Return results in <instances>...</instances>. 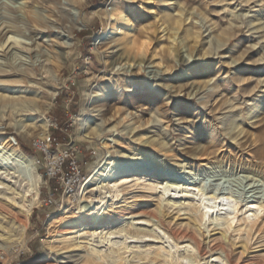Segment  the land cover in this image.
Returning <instances> with one entry per match:
<instances>
[{"label": "rangeland", "instance_id": "obj_1", "mask_svg": "<svg viewBox=\"0 0 264 264\" xmlns=\"http://www.w3.org/2000/svg\"><path fill=\"white\" fill-rule=\"evenodd\" d=\"M114 12L119 14L112 19ZM257 13L259 21L250 23ZM7 23L15 30L6 36L21 42H7L0 50V134L17 140L41 177V156L31 142L49 134L75 146L86 173L100 146L112 156L140 149L141 175L169 169L241 199L229 227H199L193 208L160 204L141 184H124L114 203L104 198L83 213L77 210L102 214L97 231L123 221L147 234L140 249L152 250L139 258L126 254L121 264H170L156 254L162 244L153 228L181 250L191 247L186 254L193 264H264V109L260 116L241 118L252 98L264 93V0H0V44ZM259 23L262 29L254 30ZM144 83L147 89L141 90ZM101 91L90 102L89 94ZM24 100L33 101L34 109L8 104ZM88 105L95 110L86 116L93 143L78 138V118ZM232 115L239 126L230 131ZM40 118L47 122L46 133ZM20 122L27 124L22 132ZM130 126L138 128L128 132ZM130 165L125 161L121 167ZM47 186L42 177L23 234L16 214L0 206V264H90L79 239L71 248L49 244L66 230L48 232L47 221L67 204L45 207ZM245 201H259L262 211L243 221Z\"/></svg>", "mask_w": 264, "mask_h": 264}, {"label": "bare ground", "instance_id": "obj_2", "mask_svg": "<svg viewBox=\"0 0 264 264\" xmlns=\"http://www.w3.org/2000/svg\"><path fill=\"white\" fill-rule=\"evenodd\" d=\"M117 14L119 13L114 12L108 16H111L113 19ZM259 15V13L255 14L250 19V23H254L255 21L258 22L261 18H259ZM108 21L109 18L107 19V24H110ZM178 22L179 20L176 21V23ZM261 26L262 25L259 23L253 26V29H262ZM14 30L13 25L7 23L4 25L2 32L4 36H6L9 32L11 33ZM7 42L11 44V42L20 43L21 41L12 38V36H6L5 42L0 44L1 51L4 50V45ZM140 89H147V83L142 84ZM103 92L93 95L89 94L88 98L90 102L98 101ZM142 96L143 95L140 97ZM32 102L24 100L10 102L8 104L18 110H33L34 107ZM263 109L264 93L252 98V102L248 105L247 110L241 118L247 116L252 119L258 116L259 113L261 114ZM93 110V107L89 105L83 107L78 118L79 124L81 125L78 138L91 143H93V141H91L93 137L89 135L88 130L91 128L92 122H89L90 120L87 121L86 116L88 114L87 112H91ZM227 119L231 126L230 131H233L239 126V119L237 117H233L232 115ZM39 121L44 128L43 132L46 133V120L40 118ZM26 125L27 124H23L22 122L18 124L20 132L24 131ZM136 128L138 127L130 126L128 127V132H133ZM141 135L143 134H140V136L138 135L136 140H139ZM153 142L154 144L161 143L157 141ZM103 147L104 146H100L96 148V161L86 163L85 167L87 175L84 183L80 185L76 195L73 198H67V205L60 212V214L58 216H52V218L47 221V231L50 227L53 231L56 227H65L63 229L66 230L65 233H61L60 238L50 241L49 244L57 243L60 247L63 246L71 248L76 241L75 239H79L85 245L84 248L86 254L83 257L84 261L90 264L96 262L101 264H121L126 260V254L139 258V253H141V251L146 253L150 252L152 250L151 248L140 249L143 247V236L147 234L143 231H139L137 227H134L133 229L128 228L126 225L127 223L125 224V222L122 223L123 221H115L113 223H109L103 230L97 231V227L95 226L104 222L101 213L92 211L87 215L77 214V210L83 213L87 211V209H90L95 202L101 203L104 198H109L111 202L114 203L119 198L122 188L126 183H130L134 187L141 184L144 188H149L156 194L160 204L166 203L167 205H172L176 202H180L187 207L193 208L199 227L205 226L207 223L216 225L223 224L226 227H229L237 218L238 204L241 199H239V196L235 195L230 190H209L202 182L195 183L191 180L183 179L179 177V175L172 173L169 169L160 173L148 171L145 175H141L139 173L138 166L140 149H134L128 153H116L115 156H112L111 154H107L108 152L103 154L101 152V148ZM5 153L11 155V157L14 156L16 162H9L8 159L10 158L6 160L4 156ZM125 161H130L131 165L123 168L121 167L122 162ZM20 163H22V165ZM36 163L37 162L31 155L26 154L20 149L19 144L14 137L7 136L6 138L0 134V206L4 209L5 213L16 214V218H18L17 228H19L21 234H23L26 230V219L38 203L42 177L37 172L38 169L36 170ZM27 164H31V166L34 164L35 171H31L29 166L28 169L26 166ZM201 166L205 165L202 164ZM215 166H210V168ZM261 209L262 204L259 201H245L242 210L243 221L252 216L258 215V213L262 211ZM75 228L76 230L73 231ZM157 229L153 228L150 232L153 237L161 240L162 247L156 249L158 257L162 255L165 261H168L170 264H193V261L186 254L187 251H191L190 246V249L188 247H183L181 250V248H179L180 246L177 247L174 240L162 232L163 230L160 231ZM73 233H76V235H72ZM149 235L151 236V234Z\"/></svg>", "mask_w": 264, "mask_h": 264}, {"label": "built area", "instance_id": "obj_3", "mask_svg": "<svg viewBox=\"0 0 264 264\" xmlns=\"http://www.w3.org/2000/svg\"><path fill=\"white\" fill-rule=\"evenodd\" d=\"M31 146L41 156L42 177L48 184L43 205L49 209L63 208L67 198L76 195L87 174L80 166L75 146L63 145L49 134L36 137Z\"/></svg>", "mask_w": 264, "mask_h": 264}]
</instances>
